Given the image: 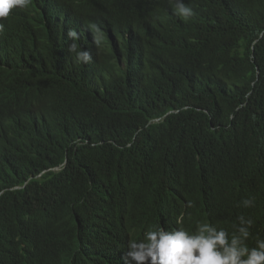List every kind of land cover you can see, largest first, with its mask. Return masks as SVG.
Instances as JSON below:
<instances>
[{"label":"trees","instance_id":"trees-1","mask_svg":"<svg viewBox=\"0 0 264 264\" xmlns=\"http://www.w3.org/2000/svg\"><path fill=\"white\" fill-rule=\"evenodd\" d=\"M184 2L187 21L172 0L0 18V264H117L97 238L140 240L156 207L264 238V0Z\"/></svg>","mask_w":264,"mask_h":264},{"label":"clouds","instance_id":"clouds-1","mask_svg":"<svg viewBox=\"0 0 264 264\" xmlns=\"http://www.w3.org/2000/svg\"><path fill=\"white\" fill-rule=\"evenodd\" d=\"M172 3L175 5L174 14L185 21L195 15L184 0H172ZM30 4L31 0H0V18H7L14 8H26ZM51 9L55 20L72 23L58 5L54 4ZM3 28L0 23V31ZM69 35L75 38L76 33L71 31ZM71 50L76 51V46L73 45ZM77 56L85 62L91 58L87 52H79ZM241 206L254 207L255 198L243 199ZM156 220L140 229L143 233L140 240L130 237L122 244L110 233L112 227L109 226L105 229L107 233L97 238L96 247L111 261L112 257H118L117 264H264V238H253L254 220L243 214L237 217L238 223L232 225L231 233L207 221L198 222L192 231L181 218L176 220V215L163 225L157 207ZM252 239L254 246L249 245Z\"/></svg>","mask_w":264,"mask_h":264},{"label":"bare ground","instance_id":"bare-ground-1","mask_svg":"<svg viewBox=\"0 0 264 264\" xmlns=\"http://www.w3.org/2000/svg\"><path fill=\"white\" fill-rule=\"evenodd\" d=\"M199 8V7H198ZM60 24H62L65 28L68 26V24L69 23H65L64 21H62ZM56 28H58L57 26H56ZM78 28H79V30H81V32H85V29L83 30L82 29V26L81 25H78ZM59 29V28H58ZM149 74V73H148ZM25 161V160H24Z\"/></svg>","mask_w":264,"mask_h":264}]
</instances>
